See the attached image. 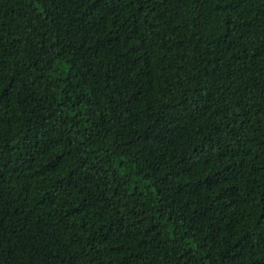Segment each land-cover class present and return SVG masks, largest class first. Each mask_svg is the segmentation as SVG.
Instances as JSON below:
<instances>
[{
    "label": "trees",
    "instance_id": "16d2710c",
    "mask_svg": "<svg viewBox=\"0 0 264 264\" xmlns=\"http://www.w3.org/2000/svg\"><path fill=\"white\" fill-rule=\"evenodd\" d=\"M0 264H264V0H0Z\"/></svg>",
    "mask_w": 264,
    "mask_h": 264
}]
</instances>
